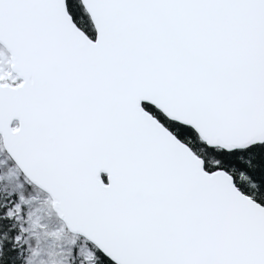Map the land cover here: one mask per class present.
<instances>
[{
  "label": "snow or ice",
  "instance_id": "1",
  "mask_svg": "<svg viewBox=\"0 0 264 264\" xmlns=\"http://www.w3.org/2000/svg\"><path fill=\"white\" fill-rule=\"evenodd\" d=\"M0 264H264V0H0Z\"/></svg>",
  "mask_w": 264,
  "mask_h": 264
}]
</instances>
